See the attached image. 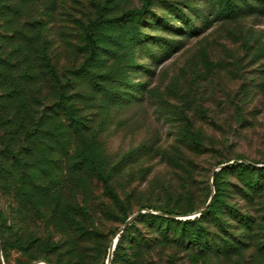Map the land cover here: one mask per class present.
Listing matches in <instances>:
<instances>
[{
    "label": "rangeland",
    "instance_id": "obj_1",
    "mask_svg": "<svg viewBox=\"0 0 264 264\" xmlns=\"http://www.w3.org/2000/svg\"><path fill=\"white\" fill-rule=\"evenodd\" d=\"M16 30L68 84L35 85L39 126L0 181L5 264H264V171L246 166L264 167V0H0L5 62ZM207 210L212 251L147 245L169 228L154 215Z\"/></svg>",
    "mask_w": 264,
    "mask_h": 264
},
{
    "label": "trees",
    "instance_id": "obj_2",
    "mask_svg": "<svg viewBox=\"0 0 264 264\" xmlns=\"http://www.w3.org/2000/svg\"><path fill=\"white\" fill-rule=\"evenodd\" d=\"M22 1L24 2L29 0ZM13 34L14 36L11 35L12 37H2V40L5 43L13 41L11 42L12 46H6L9 58L5 62L0 56V159L2 160V163L0 164V181L5 180L7 176L12 174V171L14 172V170L19 169V165L24 159V150H26V146L31 145L30 139L32 138V135L35 134V131L39 126V118L35 117V109L40 98V92L35 85L41 83L42 77L52 81L55 85L61 88L60 98L62 100L65 96L62 91L68 84V82L63 83L60 80L55 65L51 63V60L48 58L46 52H42V54L39 55V58L42 61V65L39 69L42 74H37L36 66L34 65L35 59L32 56V52H34L36 47L33 44H29V47L19 46L18 43H21L22 38L19 37L17 30ZM14 42L15 46H13ZM29 154L33 155V150H30ZM246 166L256 172L264 171V167H256L254 163H249ZM101 178L102 180H105L103 176ZM219 179L220 172H215V186H218ZM2 184L3 182H1V185ZM107 193L111 199L120 203L119 195L116 192L109 189ZM216 215L217 213L214 214V217H216ZM140 216H143V214ZM211 217L212 215L208 210L201 216L185 220L154 215V218L162 220V223L166 222L169 228L162 230L164 232L161 231L162 233H166L164 238L160 234L162 238H154V242L148 243L147 245L155 247L161 242L174 243L176 245L190 243L188 244V247L200 252V254L212 251V238L207 232V229H203L200 226L202 221ZM173 222L188 224L189 227L198 223V228L195 230L185 229L181 232L178 231L175 233V231L171 229L174 224ZM246 223H250V220ZM129 231L130 227H127L119 236L117 246L114 250L115 256L118 255V252L123 247V242ZM1 234L2 238H4V226H2ZM131 243V245L134 246L136 244V239H134ZM45 259L50 264H53L50 259Z\"/></svg>",
    "mask_w": 264,
    "mask_h": 264
},
{
    "label": "water",
    "instance_id": "obj_3",
    "mask_svg": "<svg viewBox=\"0 0 264 264\" xmlns=\"http://www.w3.org/2000/svg\"><path fill=\"white\" fill-rule=\"evenodd\" d=\"M233 163V162H231ZM229 165V163L226 164H222L220 166L219 169H222L223 167ZM217 171V169L215 170ZM138 215V213L133 214L131 217H129L126 221V223L122 226V228L119 230V232L117 233L116 237L113 239L111 247H110V252H109V256L111 257L113 255V252L117 246L118 240H119V236L121 235V233L124 231V229H126L134 220V218ZM0 264H5L3 258H2V254H1V250H0ZM34 264H50L48 261L46 260H41V261H37Z\"/></svg>",
    "mask_w": 264,
    "mask_h": 264
}]
</instances>
